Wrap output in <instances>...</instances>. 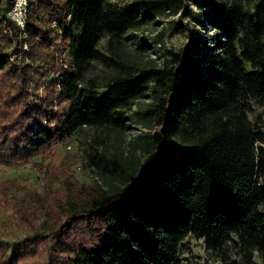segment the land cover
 Masks as SVG:
<instances>
[{"label": "trees", "instance_id": "1", "mask_svg": "<svg viewBox=\"0 0 264 264\" xmlns=\"http://www.w3.org/2000/svg\"><path fill=\"white\" fill-rule=\"evenodd\" d=\"M10 1L0 0V164L26 163L84 127L131 122L147 134L127 160L95 154L105 186L56 193L42 210L41 194L0 178V264L36 256L42 244L43 264L60 255L65 264H179L188 237L223 264H236L229 246L264 262V130L248 117L251 101L264 97V0L204 4L192 27V0H36L24 36L7 18ZM174 17L166 29L185 33L179 50L156 48L146 61L121 56L119 38ZM51 20L65 26L64 73L53 60ZM196 27L212 36L198 37ZM103 35L108 55L97 51ZM136 39L139 55L148 44ZM94 61L111 71L99 97L83 77ZM139 102L138 119L124 115ZM78 224L90 244L69 242Z\"/></svg>", "mask_w": 264, "mask_h": 264}, {"label": "rangeland", "instance_id": "2", "mask_svg": "<svg viewBox=\"0 0 264 264\" xmlns=\"http://www.w3.org/2000/svg\"><path fill=\"white\" fill-rule=\"evenodd\" d=\"M106 1L117 6H124L135 0ZM225 1L227 0H192L189 3V15L186 21L190 24V27L194 26L195 19L199 15V8L204 4H210L211 7H216V5ZM177 18H164L163 21L146 20L141 27L129 31L122 38L118 39V49L121 56L128 60L140 59L141 61H146L155 59L154 50L156 47L153 48L152 40L162 30H164L162 43L165 45V49L173 51L179 50L185 42V33L179 31L178 33L170 34L169 29H166L168 22L176 20ZM196 30L198 37L210 38L212 36L209 28L205 27L199 30L196 27ZM74 33H76L75 30ZM136 37L148 44L139 55L135 46L138 40ZM106 42L107 38L103 35L97 47V51L104 55H108L104 51ZM245 67L249 69L247 64H245ZM110 74L111 71L109 69L94 61L86 66L83 77L86 81H95L98 88L94 91V94L99 97L105 91L103 84L109 78ZM144 104L141 102L137 103L131 112H127L124 115L134 120L138 119L135 114L144 108ZM250 105L251 111L248 113L249 119L254 120L259 117L264 130V97L251 101ZM124 124L123 126L111 124L104 127L93 126L81 128L70 138L42 150L41 154L26 163L21 162L17 164L16 162H11L8 164H0V178L2 180L17 181L23 187H27L29 190L41 194V210L43 209L42 205L51 202L52 195L56 193L67 191L74 195L77 189L82 186H105V172L102 170L101 165L99 166L98 163L95 164V159H92L95 154L102 157L103 163L117 154H122V157L126 158L123 160H127L130 153L133 152V146L139 144L138 136L143 133L147 134V131L139 125L131 122H125ZM135 146L138 150L139 147L137 148V145ZM82 156L85 162H90V167L86 166L80 160ZM71 231L69 242L72 244L91 243V240L85 234V229L82 224L73 226ZM45 247L44 244L41 247H37L39 253L36 256L22 259L17 264H43V251ZM227 254L230 260L236 264H264L262 257L258 253H253L252 258L249 260L247 255L241 250L229 246ZM178 256L180 259L179 264H223L217 253L205 247L204 240L192 237L186 238L180 244ZM65 258L66 256L60 255L57 264H65Z\"/></svg>", "mask_w": 264, "mask_h": 264}, {"label": "built area", "instance_id": "3", "mask_svg": "<svg viewBox=\"0 0 264 264\" xmlns=\"http://www.w3.org/2000/svg\"><path fill=\"white\" fill-rule=\"evenodd\" d=\"M35 1L36 0H24V3H21L20 0L10 1L9 9L7 12V18L18 27V29L20 30V35L22 36L25 35V25H26L27 15L29 13V8ZM14 17H19L20 19H22L23 21L22 25L18 23L17 20L14 19ZM68 20L69 18H67V21ZM50 27L56 29L58 35V41L52 50L53 60L54 63L59 67V70L62 73H64L69 69V64L67 61V52L63 50L62 42H61V37L63 35L62 29L65 26L60 27L55 20H51ZM21 45L23 52H26L28 49L27 44L23 42L21 43ZM155 47L164 49L165 45L161 43V44H157ZM16 56L17 54H15L13 58H15Z\"/></svg>", "mask_w": 264, "mask_h": 264}, {"label": "clouds", "instance_id": "4", "mask_svg": "<svg viewBox=\"0 0 264 264\" xmlns=\"http://www.w3.org/2000/svg\"><path fill=\"white\" fill-rule=\"evenodd\" d=\"M21 3H24V0H20ZM14 19L17 20L18 23H20L22 25L23 21L22 19H20L19 17H14Z\"/></svg>", "mask_w": 264, "mask_h": 264}]
</instances>
